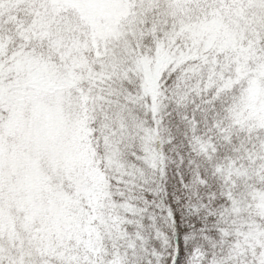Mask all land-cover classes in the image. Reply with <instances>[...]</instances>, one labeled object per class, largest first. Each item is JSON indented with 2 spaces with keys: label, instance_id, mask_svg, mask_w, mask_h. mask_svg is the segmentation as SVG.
<instances>
[{
  "label": "snow or ice",
  "instance_id": "1",
  "mask_svg": "<svg viewBox=\"0 0 264 264\" xmlns=\"http://www.w3.org/2000/svg\"><path fill=\"white\" fill-rule=\"evenodd\" d=\"M0 264H264V0H0Z\"/></svg>",
  "mask_w": 264,
  "mask_h": 264
}]
</instances>
